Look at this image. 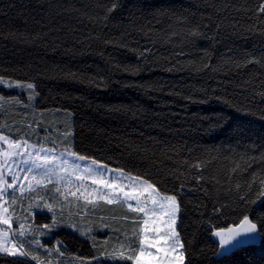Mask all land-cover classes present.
I'll use <instances>...</instances> for the list:
<instances>
[{"label": "trees", "instance_id": "16d2710c", "mask_svg": "<svg viewBox=\"0 0 264 264\" xmlns=\"http://www.w3.org/2000/svg\"><path fill=\"white\" fill-rule=\"evenodd\" d=\"M262 4L0 0V78L31 83L37 93L32 109L0 89V130L58 150L71 146L174 195L184 264H264ZM71 200L76 207L53 205L81 217L83 227H107L100 235L72 232L78 218L55 215L65 227L47 244L59 242L78 262L54 264H132L101 255L120 231L138 238L137 214L123 202ZM245 214L257 223V239L223 251L214 231ZM49 215L37 219L49 224ZM39 253H0V264H38L32 256L45 264Z\"/></svg>", "mask_w": 264, "mask_h": 264}, {"label": "rangeland", "instance_id": "374dc122", "mask_svg": "<svg viewBox=\"0 0 264 264\" xmlns=\"http://www.w3.org/2000/svg\"><path fill=\"white\" fill-rule=\"evenodd\" d=\"M28 84L26 82H19L14 81L10 79H4L0 78V89L5 90V92L11 96L8 97H17L18 99H21L22 97L25 98L26 103L30 105L32 109H35V102L37 99V93L36 88L33 84V88L29 89L27 87ZM9 85H12L9 87ZM0 96L5 97V95L0 94ZM0 134L8 137L10 140L17 141L20 143L21 147L18 149H15L16 152L19 153V155L12 156V157H4L0 155V165H3V167H0V173L3 174L4 180L7 181V183H12L13 179L16 180V183L13 185V188H7L5 185L6 191L4 192V199L0 201V204L3 205L4 208H7L8 211L4 213L5 216H11V223H12V231L9 232L8 239L6 241V245L8 247L15 246L18 249V252L20 250L28 252V253H39L44 256V263L45 264H54V262H71L76 263L78 262V254L77 253H69L68 251L60 249V243L59 242H52L50 246L47 244V241L50 240L53 237V234L57 233V230L60 231L62 227H65V225L62 224V221H60L61 225H55L54 227L50 228H43L42 225L44 222L40 218L37 219V215L42 216L43 213H49L47 207H45V204H56L55 202L61 201L60 203L66 204L67 206H74L76 207V204L71 199H77L80 201L88 202L91 200L92 202L96 201H104L106 202L109 197V193H112L115 196H118L119 199L116 202H123L127 207L128 203L133 204V206H136V201H128L127 203L124 202L125 197L123 195V192H116L113 193L112 189H109L105 187L104 185L100 183H92V179H101L100 177H92L91 179L87 178L86 173L84 172L85 167H92L95 168V165H92V159L86 158L85 160H77L75 158L69 157L66 155V148L62 150H58L54 147L50 146H43L39 144H35L30 142L27 139L19 138L15 139L12 138L5 133H3L0 130ZM24 141H27V145H24ZM69 147V146H68ZM67 147V148H68ZM71 147V146H70ZM45 149V153H41V155L48 154V155H55L57 157L56 161L51 165V167L56 168V172L60 176H65L66 179L62 180L60 185H56L55 179L53 180V183L51 185L54 186V188H47V185L44 187L36 186L33 182V186L36 187V191L29 190L28 184L29 180L31 179L32 175L38 174L42 169H34L32 173H27L29 179H25L26 170L28 167H30V164H23L21 161L28 157V154L31 153L32 156H35V154L41 149ZM54 150L52 152H47V150ZM72 149V147H71ZM6 151H13L9 148L8 144L4 141H0V152H6ZM5 159H7V163H5ZM64 159H67L69 161V165L67 166V172H65L64 167L62 166V161ZM73 164H79L80 165V171L73 172L71 165ZM99 164L104 165L99 162ZM60 165V167H57ZM106 166V165H104ZM108 169L113 170L112 172H105V176H118L119 175V169L111 168L109 166H106ZM23 169V170H22ZM125 175L132 176L130 174H127L124 172ZM78 177H85L83 180L78 179ZM144 181L143 179H141ZM111 183L112 181H107ZM117 184L123 183L125 185V191H144V188L146 185H143L142 183L136 187H134L131 183L128 181H116ZM83 185V187H81ZM60 188V192L56 191V188ZM23 189V191H21ZM63 192L67 196V199H65L64 196H61L60 193ZM52 193V194H50ZM71 193H75L76 195L73 196ZM99 193H104L105 198L104 199H98L97 196ZM161 196H169V195H163ZM87 197V199H85ZM53 199V200H52ZM141 203L146 206V209L155 208L156 209V217H158V223L161 227V233L160 235H165L168 237V241L166 244H161L163 247H169L171 248L174 239L172 237L171 228H169L168 223H165L166 220H168V216L165 215V212L168 208V202L165 203V208L161 209L159 205H154L152 203V198L149 192H144V195L140 197ZM15 201V203H13ZM115 203V202H114ZM57 205V204H56ZM54 207V213L57 216L64 215L66 217H77L74 216V214H70L69 211L65 210L64 212L60 211L59 209H55ZM52 215H49L51 217L49 224L47 225H53V219L54 215L53 212ZM64 213V214H61ZM136 213V212H134ZM85 214V213H84ZM137 219L135 220L138 223V238L133 240L134 237V230L130 233H124L123 231H120V235L117 238V241H110L107 245V252L101 255V257L106 258H112L113 260H122L120 258L121 254L125 257L124 259H127V256L133 255L134 253L138 252L140 250L139 245V236L141 233V227L142 222L145 219L144 213H136ZM82 215V214H79ZM176 217L175 216V224H176ZM56 219V216H55ZM81 217H79L76 221L75 219L72 221V223L69 226V229L72 232H75L77 230H82V232H98L97 234L100 235L102 233L101 231L105 229L107 226L104 225L103 227L101 225H97L100 228H94L93 225L87 224L83 227L82 220H80ZM37 221L34 223V221ZM101 222V221H100ZM24 223L26 227L31 226V234H27L25 236H19V224ZM170 223V221H169ZM175 224L172 225L173 228H175ZM103 225V224H102ZM151 227H155L156 225H151ZM83 227V228H82ZM68 228V227H66ZM0 229H4L5 231H8V226L0 224ZM60 229V230H59ZM176 230V229H175ZM12 232H16L17 235L13 236ZM133 232V233H132ZM43 233V234H41ZM150 237H155L157 234L154 232L148 233ZM176 235L177 232H176ZM106 238L101 239V241H105ZM39 240L40 245H36L33 241ZM107 241V240H106ZM179 244H181L179 240ZM179 244L176 245L175 251L167 257V259L172 260L174 256L179 255V253L182 250V248L179 247ZM145 249L148 251H151L153 254H156V249H147V246H145ZM7 254V253H5ZM159 255H163L162 253ZM17 256H20L17 254ZM128 260V259H127ZM131 261V260H130ZM132 262V261H131ZM41 264V263H40Z\"/></svg>", "mask_w": 264, "mask_h": 264}, {"label": "snow or ice", "instance_id": "6c2138e0", "mask_svg": "<svg viewBox=\"0 0 264 264\" xmlns=\"http://www.w3.org/2000/svg\"><path fill=\"white\" fill-rule=\"evenodd\" d=\"M116 5H114L115 7ZM260 11L264 12V4L261 5ZM196 33H193L195 35ZM12 85H9L11 87ZM27 87L29 89L33 88V85L28 84ZM4 98L0 96V100H3ZM0 141H4L8 144L9 148L13 151H6V152H0V155L4 157H12L19 155L18 152L15 151V149H18L21 147L20 143L17 141L10 140L8 137L0 134ZM24 145H27V141H24ZM54 150H47V152H52ZM46 150L41 148L35 156H32L31 153L28 154V157L23 159L21 163L23 164H30V167L27 168L25 179H29L27 173H32L34 169H42L38 174L32 175L31 179L29 180L28 188L29 190L36 191V187L33 186V182L36 186L44 187L46 184H52L53 180L55 179L56 185H60L61 181L66 179L65 176H60L56 172V168L51 167L53 163L56 161L57 157L55 155H48L44 154L41 155V153H45ZM66 155L72 158H75L77 160H85L86 157L79 156L76 152H74L71 147L69 146L66 148ZM5 163H7V159H5ZM92 165H95V168L92 167H85L84 172L87 175V178L91 179L92 177H100L101 179H92V183H100L104 185L105 187L112 189L113 193L116 192H123V195L125 197L124 202L127 203L128 201L135 200L136 206H133V204L128 203V209L129 211L136 212V213H144L145 219L142 222L141 227V235L139 236V245L140 250L133 255L127 256L128 260L132 261V264H184L185 256L184 252L181 251L179 255L174 256L172 260L167 259L169 255H171L176 248V245L179 244V236L176 235L175 228L172 227V225L175 224V216L176 213L179 210L178 202L176 197L173 196H161L159 190L155 187L153 183H149L148 181L144 180L142 181L139 177H131L124 174L123 170H118L119 175L118 176H105V172H112L113 170L108 169L106 166L99 164V162L92 160ZM69 165V161L67 159H64L62 161V166L64 167L65 172H67V166ZM0 167H3V165H0ZM57 167H60L58 165ZM199 167V165H197ZM73 172L80 171V165L79 164H73L71 165ZM23 170V169H22ZM85 177H78V179L83 180ZM112 181L111 183L107 181ZM116 181H128L131 183L134 187L140 185L141 183L143 185H146L144 188V191H125V185L123 183L117 184ZM16 183V180L13 179L12 183H7V181L4 180V176L2 173H0V201L4 199V192L6 191L5 185L7 188H13V185ZM262 184H264V181H261ZM83 187V185H81ZM239 185H237V189H239ZM252 185L249 184L248 191H251ZM23 191V189H21ZM57 192H60V188H56ZM144 192H149L152 198V203L154 205H159L161 209L165 208V203L168 202V208L165 212V215L168 216V220L165 221V223H168L169 228H171L172 237L174 239V242L169 247H163L161 244H166L168 241V237L165 235H160L161 233V227L158 223V217H156V209H146V206H144L141 203L140 197L144 195ZM61 196H64L65 199H67V196L65 193L61 192ZM71 195L75 196V193H71ZM110 198L107 199L108 204H112L116 202L119 197L113 195L112 193L108 194ZM98 199H104L105 194L99 193L97 196ZM87 199V197H85ZM241 200L247 201V193L240 196ZM259 202L261 204H264V188L260 190L259 193ZM15 203V201H13ZM88 203H92L91 200L88 201ZM255 203V201H254ZM45 207L48 208L50 212H53L54 219H53V225H42L43 228H50L54 227L56 220H55V213H54V207L52 204H45ZM8 209L4 208L2 204H0V224L7 225L8 231H5L4 229H0V253H7L9 256H17L19 254L20 256H28L29 253L20 250L18 252V249L15 246L8 247L6 245V241L8 239L9 232L12 231V223H11V216H5L4 213L7 212ZM125 219H128L125 217ZM170 221V223H169ZM151 225H156L155 227H151ZM19 236H25L27 234H31V226L26 227L24 223L19 224ZM154 232L157 235L153 238L148 235V233ZM258 233V227L257 223L253 222L252 219H250V216L245 214L243 218L240 220L239 224L235 227H228L220 228L216 231H214V235L220 238V244L222 247L232 244L234 241L239 243H244L245 241L241 239L242 237H247L252 234ZM43 234V233H41ZM135 234V233H134ZM13 236H16V232H12ZM36 245H40L39 240L33 241ZM145 246H147V249H156V254H153L151 251H148L145 249ZM180 248H183V244H179ZM163 255H159V254ZM121 259H124L125 257L123 254L120 256ZM33 260H36L39 264V257L38 256H32Z\"/></svg>", "mask_w": 264, "mask_h": 264}, {"label": "water", "instance_id": "95a60500", "mask_svg": "<svg viewBox=\"0 0 264 264\" xmlns=\"http://www.w3.org/2000/svg\"><path fill=\"white\" fill-rule=\"evenodd\" d=\"M255 237L257 239V236L256 234H252L250 236H247V237H242L241 239H243L245 242L244 243H239V242H236L234 241L232 244L230 245H227V246H224L222 247L221 244H220V238L218 237V243L219 245L221 246V249L225 252H230V251H233L234 249H236L237 247L241 246V245H244V244H248V243H251V242H254L255 241Z\"/></svg>", "mask_w": 264, "mask_h": 264}]
</instances>
